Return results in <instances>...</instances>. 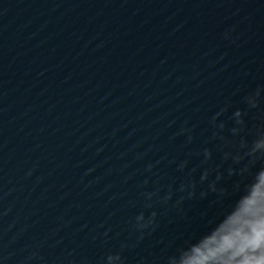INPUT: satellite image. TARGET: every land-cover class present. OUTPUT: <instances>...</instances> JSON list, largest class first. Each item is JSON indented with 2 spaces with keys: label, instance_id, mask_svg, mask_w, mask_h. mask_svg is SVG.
I'll use <instances>...</instances> for the list:
<instances>
[{
  "label": "water",
  "instance_id": "95a60500",
  "mask_svg": "<svg viewBox=\"0 0 264 264\" xmlns=\"http://www.w3.org/2000/svg\"><path fill=\"white\" fill-rule=\"evenodd\" d=\"M262 0H0V108Z\"/></svg>",
  "mask_w": 264,
  "mask_h": 264
},
{
  "label": "clouds",
  "instance_id": "9594fccd",
  "mask_svg": "<svg viewBox=\"0 0 264 264\" xmlns=\"http://www.w3.org/2000/svg\"><path fill=\"white\" fill-rule=\"evenodd\" d=\"M257 96L259 91L247 98L251 107H256ZM235 115L239 118L241 113L237 111ZM237 123L243 121L237 119ZM246 155L250 164L242 174L250 179L242 187L236 186L239 198L207 232L176 248L166 264H264V164L253 171L257 161L264 160V130L258 132ZM142 219L143 216L138 218ZM108 259L112 262L120 257Z\"/></svg>",
  "mask_w": 264,
  "mask_h": 264
}]
</instances>
